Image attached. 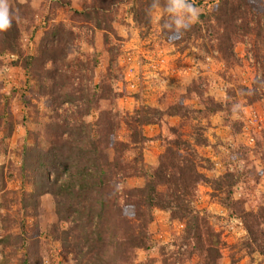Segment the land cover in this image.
<instances>
[{
  "label": "rangeland",
  "instance_id": "1",
  "mask_svg": "<svg viewBox=\"0 0 264 264\" xmlns=\"http://www.w3.org/2000/svg\"><path fill=\"white\" fill-rule=\"evenodd\" d=\"M92 1L7 0L13 22L10 44L3 45L0 31V240L9 234L13 238L5 249L0 243V264H80L79 255L62 242V233L76 228L75 223L59 219L55 194L47 188L35 194V174L29 168L23 170L26 149L38 150L55 132L68 138L62 121L77 111L65 103L58 110L62 118L51 117L54 80L42 74L47 75L44 69L59 68L60 63L34 61L41 42L58 24L68 31L66 61L60 70L65 87L72 84L104 98L80 119L91 127L100 117L105 122L104 117L111 115L118 140L127 142L131 134L127 122L137 110L165 113L177 105L184 106L183 112L202 110L200 94L222 105L217 113L193 114L188 119L164 116L160 124L145 126L144 135L153 140L143 147L142 155L145 164L154 168L165 140L181 137L195 145V136L203 135L207 146L195 147L209 182L198 186L195 206L220 235L217 264H264V0H229L240 8L237 23L215 29L212 18L200 17V28L195 24L192 36L178 42L179 33L172 41L163 35L162 9L159 17L151 16L150 27L135 22L137 0H111L113 21L107 30L95 29L79 14ZM221 1L192 0L200 16L215 11ZM138 155L132 150L125 158ZM228 172L239 177L232 200L263 218L261 246L253 242L237 213L223 203L225 190L215 189L213 181ZM51 180H55L53 173ZM144 185L140 177L120 184L119 203L127 218L134 217L127 192ZM81 232L76 229L73 240ZM148 232L149 248L136 251L134 264H203L201 257L189 255V246L183 242L184 224L173 221L170 212L155 209ZM104 238H111V233L105 232ZM108 251L106 261L122 262L119 249Z\"/></svg>",
  "mask_w": 264,
  "mask_h": 264
},
{
  "label": "trees",
  "instance_id": "2",
  "mask_svg": "<svg viewBox=\"0 0 264 264\" xmlns=\"http://www.w3.org/2000/svg\"><path fill=\"white\" fill-rule=\"evenodd\" d=\"M246 1L248 0L243 2ZM151 2L152 0H137L138 7L133 8V18L141 27L151 26L152 18L147 14ZM163 2L164 0H161V5ZM235 3L222 0L215 11L200 17L212 18L215 29L228 23H237L240 8L237 2ZM112 8L111 0H93L91 7L79 14L95 29L104 31L108 29L110 21H113ZM163 22L164 16L161 21L163 35L167 40L172 41L175 32L164 29ZM195 26L199 27L197 24ZM10 29L11 27L1 31L3 45L11 43ZM193 30H196L194 26L189 31L179 34V39L175 42L185 39L184 36L190 38ZM66 32L68 31L62 24L53 26L47 33L48 37L41 42L39 54L34 61L41 59L43 62L60 63L59 68H52L48 72L44 69L47 75L42 74V76L54 80L51 88L54 93L51 99V117L60 120L62 115L58 110L65 103H70L77 109L76 115L71 117L66 115L67 118L62 121L63 130L69 134V137L64 139L60 138L61 134L53 133L54 136H48L46 145L37 146L38 150L35 146L31 149L27 148L23 163V170L29 168L35 174V178L32 179L34 193H43L47 188V192L55 194L57 198L55 208L59 219L63 222L72 221L76 225L75 230L71 228L62 233L63 247L76 252L80 264H134L136 251L149 248L148 228L153 221L154 210L158 209L170 212L173 221L184 224L183 242L189 246L190 256L201 257L203 264H217L221 258L220 235L195 206L198 186L209 182L201 172L202 159L195 146H207V139L197 134L195 145L189 144L181 137L165 140L166 147L158 165L154 168L145 164L142 149L153 140L144 135L145 126L160 124L164 116L188 119L193 117V114L217 113L222 111V105L213 98L200 94L201 104L204 107L202 110L185 109L183 112V105L170 107L169 113L157 109L137 110L127 122L131 131L130 139L122 142L116 136L115 119L111 115L104 117L105 122L100 117L93 122L92 127L81 122L80 119L91 113L93 103L98 106L99 99L104 98L98 92L90 94V90H83L72 84L65 87L64 75L60 70L66 61ZM30 64H33V60L29 61L27 66L30 67ZM132 150L138 151L139 155L133 159L125 158V154ZM111 151L113 156L110 154ZM51 173L55 175L53 181H50ZM63 175L65 178L61 179ZM130 177L145 179L142 188L127 192L128 207L134 209V219L125 216L119 203L122 196L120 184ZM238 178L234 173L228 172L213 183L215 189L225 190L227 198L223 203L237 213V216L243 220L248 234L254 239L253 242L259 241L257 246H261L259 233L261 234L262 216L259 213L243 210L242 203L232 200V189ZM1 187L5 185L2 184ZM32 205L31 207H35L34 204ZM96 224V228L92 227ZM111 225L112 228L109 229ZM76 229L82 232L73 240ZM108 231L111 233V238L107 240L104 238V233ZM116 233L120 234L121 238ZM7 237L4 238L5 240H0L4 249L12 244L10 239L13 236L9 234ZM120 239L119 243L117 240ZM112 249L120 250L119 255L122 254L123 258L121 263L115 262L114 258L110 261L104 259L105 252Z\"/></svg>",
  "mask_w": 264,
  "mask_h": 264
},
{
  "label": "clouds",
  "instance_id": "3",
  "mask_svg": "<svg viewBox=\"0 0 264 264\" xmlns=\"http://www.w3.org/2000/svg\"><path fill=\"white\" fill-rule=\"evenodd\" d=\"M162 13L164 22L162 27L169 32L183 34L199 22L200 10L192 0H152L147 14L156 17ZM13 16L10 13L7 0H0V31H5L12 26ZM119 188V186H117Z\"/></svg>",
  "mask_w": 264,
  "mask_h": 264
}]
</instances>
